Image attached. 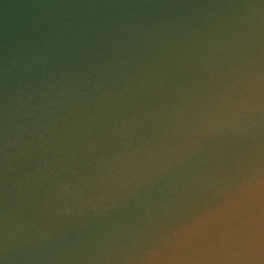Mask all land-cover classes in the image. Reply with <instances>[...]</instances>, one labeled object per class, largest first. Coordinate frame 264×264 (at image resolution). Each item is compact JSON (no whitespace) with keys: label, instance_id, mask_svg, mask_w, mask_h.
<instances>
[{"label":"clouds","instance_id":"clouds-1","mask_svg":"<svg viewBox=\"0 0 264 264\" xmlns=\"http://www.w3.org/2000/svg\"><path fill=\"white\" fill-rule=\"evenodd\" d=\"M238 6L247 35L190 75L136 73L87 112L0 104V264H264V49L242 51L264 0Z\"/></svg>","mask_w":264,"mask_h":264},{"label":"water","instance_id":"water-1","mask_svg":"<svg viewBox=\"0 0 264 264\" xmlns=\"http://www.w3.org/2000/svg\"><path fill=\"white\" fill-rule=\"evenodd\" d=\"M244 2L0 0V104L12 115L16 109L23 111L21 101L28 99L19 92L23 86L34 94L47 91L49 98L63 91L59 99L70 100L61 109L65 115L76 105H87L76 108L87 112L100 93L118 90L136 73L182 67V75H190L189 65L194 67L201 54L207 55V44L232 41L235 47L238 34L241 39L247 35L249 24L235 23L246 12L238 6ZM251 31L260 32V40L251 47L245 44L242 51L254 56L264 49V24ZM13 58L15 66L10 63ZM39 100L37 95L30 103Z\"/></svg>","mask_w":264,"mask_h":264}]
</instances>
